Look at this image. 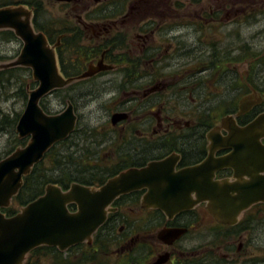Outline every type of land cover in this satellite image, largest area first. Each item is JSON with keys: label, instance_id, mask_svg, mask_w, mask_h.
Here are the masks:
<instances>
[{"label": "flooded vegetation", "instance_id": "obj_1", "mask_svg": "<svg viewBox=\"0 0 264 264\" xmlns=\"http://www.w3.org/2000/svg\"><path fill=\"white\" fill-rule=\"evenodd\" d=\"M59 5H73L63 21L49 20L55 44L59 42L55 53L62 78H77L102 61L108 70L71 86L81 88L77 92L87 103L102 98L103 105L117 102L103 134L99 125L88 128L96 156L88 175L104 170L107 177L91 188L169 158L176 162L175 172L199 166L210 155L209 137L226 140L234 128L243 130L257 121L264 147V2L230 0L226 10L223 0H198L196 16L173 11L166 0H75ZM65 40L70 50L62 52ZM108 91L114 92L110 100L104 98ZM250 97H255L251 103L243 102ZM114 114L126 118L114 126ZM232 151L219 148L213 157L223 159ZM233 176V170H222L215 180L234 181ZM145 194L134 192L111 205L115 211L108 214L102 231L110 244L106 264H155L160 256H166L162 264H264V203L252 205L229 226L216 221L205 203L169 219L162 211L141 207ZM131 207L135 217L127 222L124 212ZM255 209L261 217L255 226L261 231L252 238L255 216L249 212ZM203 211L218 228L214 246L200 238ZM164 229L186 231L176 239H159Z\"/></svg>", "mask_w": 264, "mask_h": 264}, {"label": "water", "instance_id": "obj_2", "mask_svg": "<svg viewBox=\"0 0 264 264\" xmlns=\"http://www.w3.org/2000/svg\"><path fill=\"white\" fill-rule=\"evenodd\" d=\"M32 20L33 12L26 6L0 8V32H12L22 46L14 61L0 63V72L27 69L36 85L33 90L26 87L27 103L15 127L17 138L27 143L0 161V264H24L29 253L41 246L65 252L79 244L91 245L108 214L115 211L111 206L114 201L141 190L146 191L141 200L144 209H157L170 219L197 203H205L207 212L216 221L229 226L236 224L252 205L264 203V147L259 143L257 129L261 122L257 121L243 130L234 128L226 140L209 137L210 155L194 168L175 172L176 162L169 158L140 170H127L97 189L73 183L64 191L49 185L41 197L7 217L2 210L9 208L18 196L23 179L55 145L66 141L76 130L78 119L71 103L60 114L48 115L42 110L41 101L55 91L108 70L100 61L77 78L63 79L55 53L59 42L51 46L34 29ZM254 98L243 102L251 103ZM125 118L114 114L112 125ZM219 148L233 151L226 158L214 159L213 154ZM227 169L234 171V181L215 180L217 172ZM72 204L76 207L74 211L69 209ZM185 231L164 229L158 237L176 239ZM165 260L166 256H160L155 264Z\"/></svg>", "mask_w": 264, "mask_h": 264}, {"label": "trees", "instance_id": "obj_3", "mask_svg": "<svg viewBox=\"0 0 264 264\" xmlns=\"http://www.w3.org/2000/svg\"><path fill=\"white\" fill-rule=\"evenodd\" d=\"M17 5H23L29 9H33L32 12L34 18L32 20V24L34 29L37 32L42 33L45 37H47L48 42L51 45H54L56 31L53 28V24L49 20H43L45 13L43 0H18L17 2L14 0H0V8ZM62 6L65 7L66 5ZM17 41L18 40L15 38L12 32H0V42L12 43ZM78 42L79 41H77L75 47L80 49ZM62 49L66 52L70 50V44L68 43V40L63 41L61 51ZM2 59L3 58L0 57V60ZM20 73L29 74L30 71L27 69L16 68L0 72V87L4 84H9L11 80L19 79ZM27 86L29 85H24V83L20 84L17 87L16 94L21 96L23 99H26ZM35 86L36 85L32 82L31 86H29L30 90H33ZM78 89L81 90L80 87L74 85L60 91H55L52 94H62L63 96L61 97L63 102H71L75 109V107H77L76 102L78 99L75 93ZM40 106L46 114L52 115L43 106V102L40 103ZM20 115L15 114L13 117L2 116V118H0V132L9 131L11 135H14L15 127ZM78 122L73 135H71L66 141L55 145L46 154L44 160L32 169L31 174L23 179V187L20 190L18 196L13 199L9 208L2 210V212L7 217L15 215L19 208L41 197L44 194L45 188L49 185H56L65 191L73 183H77L86 187L102 185L104 183L105 179L107 178L104 176V170L98 175H88L89 170L91 169L90 161L96 159V156H94V152L91 151L90 143L88 141L90 138V129H83L78 133ZM13 142L14 145L6 153L5 158L12 154L17 148H24L26 145V140L21 141L16 137L14 138ZM78 142H82L83 146L78 145ZM1 160L2 159H0V161ZM109 174L111 176L115 175L111 174V171H109ZM122 200H125V198H122L120 201ZM131 201L135 202V200ZM15 202L18 205L17 209L13 206ZM75 208L76 207L73 204L69 206L71 211H74ZM104 228L105 223L94 234L92 246L90 248H88L90 245L85 244V246L79 244L69 248L65 252H60L54 247L41 246L29 253L24 264H85L86 262H90L91 264H106V251L110 248V244L107 243V237L103 236L102 231ZM76 249L77 251L75 252L74 250ZM73 252L76 254V259H74Z\"/></svg>", "mask_w": 264, "mask_h": 264}, {"label": "rangeland", "instance_id": "obj_4", "mask_svg": "<svg viewBox=\"0 0 264 264\" xmlns=\"http://www.w3.org/2000/svg\"><path fill=\"white\" fill-rule=\"evenodd\" d=\"M14 1L17 2L18 0H14ZM156 1L158 2L159 0H156ZM161 1H164V0H161ZM166 1L169 2L173 11L179 10V11H182L181 13H185L188 16H196L200 14L198 12V7L196 6V3L198 2V0H166ZM223 1H225L226 10H228L230 7L229 5L230 0H223ZM253 1L254 2H257V1L264 2V0H253ZM205 5L209 7L213 6L211 2H206ZM43 7L45 10L44 17H43L44 21L52 20L53 22L55 19H59L63 21L65 16L70 15L71 12H73L72 10L73 5H69V7H64V6H61L57 3H54L48 0H43ZM180 8L182 9L180 10ZM21 48L22 46L19 41L12 42V43L0 42V57L3 58L2 60H0V63H9L11 61H14L15 58L19 55ZM262 62H264V59L262 60ZM32 82L33 80L31 77V73L29 74L20 73L19 79L11 80L9 84H4L0 87V118H2V116L13 117L15 114L20 115L23 113L26 103H27L28 96L26 95L27 96L26 99H23L21 96H18L16 94L17 87L23 83L24 85L31 86ZM107 93H108L107 96H105L104 98L106 100L107 99L110 100L112 98L110 96H112L114 92L108 91ZM75 94H76V97L78 98L77 108L75 109V113L77 114L79 118L78 128H77L78 133L83 129H88L89 127H98L99 125V128H98L99 133L103 134L104 130L102 129L106 127L103 125L105 124L109 116L115 112L117 102L109 103V104L104 102L105 105H103L102 101L104 100L102 98L101 100H99V102L97 101L90 102L88 100L89 103H87L85 102V100L87 99L86 96L79 97L78 96L79 92H76ZM61 96L63 95L62 94L61 95L52 94L42 101L43 106L53 115L58 114V113L60 114V112L66 108V103L63 102V99ZM100 105L102 106V108H100L101 107ZM15 137L17 138V135L16 134L11 135L9 131L0 132V159H4L6 153L14 145L13 141ZM78 145L83 146L82 142H78ZM105 152L106 151L103 152V155L110 153V152H106V153ZM101 164L103 165L102 162ZM13 206L16 209L18 208V205L16 202L13 204ZM256 212H257L256 209L251 210L249 212L250 214L254 213L253 216H255L254 217L255 219L253 220V223H254L253 230H251L252 238H255V235H258L261 231L260 229H257V227L255 226L257 224H261V217L259 215L256 216ZM124 215L128 219L127 222H131L133 218L135 217L133 208L132 207L128 209L126 208ZM200 216L202 217V227L200 226V229L202 228V230L200 231V238L203 235V239L205 240L204 241L205 245L214 246L215 243H213L212 240H213V236L218 231V228L216 227L214 220H212L209 215L205 214L204 211L200 213ZM209 242L211 243L209 244ZM208 260H213V259L209 258Z\"/></svg>", "mask_w": 264, "mask_h": 264}]
</instances>
